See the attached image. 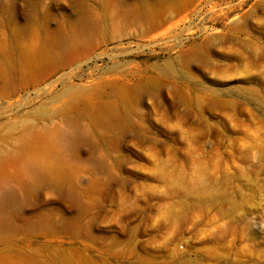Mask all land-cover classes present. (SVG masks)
Masks as SVG:
<instances>
[{
	"label": "rangeland",
	"instance_id": "obj_1",
	"mask_svg": "<svg viewBox=\"0 0 264 264\" xmlns=\"http://www.w3.org/2000/svg\"><path fill=\"white\" fill-rule=\"evenodd\" d=\"M0 264H264V0H0Z\"/></svg>",
	"mask_w": 264,
	"mask_h": 264
},
{
	"label": "bare ground",
	"instance_id": "obj_2",
	"mask_svg": "<svg viewBox=\"0 0 264 264\" xmlns=\"http://www.w3.org/2000/svg\"><path fill=\"white\" fill-rule=\"evenodd\" d=\"M14 202V197L11 195H8L4 198L2 206L5 207L6 205L13 203Z\"/></svg>",
	"mask_w": 264,
	"mask_h": 264
}]
</instances>
